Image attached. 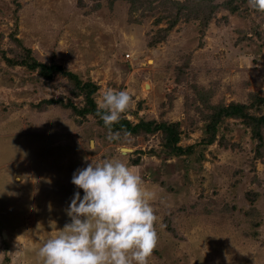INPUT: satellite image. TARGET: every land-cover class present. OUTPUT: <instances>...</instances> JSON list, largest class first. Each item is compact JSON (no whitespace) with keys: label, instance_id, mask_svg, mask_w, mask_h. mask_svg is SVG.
<instances>
[{"label":"rangeland","instance_id":"obj_1","mask_svg":"<svg viewBox=\"0 0 264 264\" xmlns=\"http://www.w3.org/2000/svg\"><path fill=\"white\" fill-rule=\"evenodd\" d=\"M246 1L236 4L240 13L220 9L204 28L181 19L149 46L165 22H130L125 2L102 0L90 12L92 0H0L6 57L22 52L15 36L37 62L96 85L97 107L107 89L125 90L132 102L123 114L133 125L178 124V146L193 147L176 156L159 133L109 140L93 117L45 106L84 105L67 76L46 81L0 58V264H42L39 247L70 222L74 191L83 195L73 172L104 158L125 162L152 193L158 241L147 264H264V126L257 137L226 117L213 143L201 144L218 105L264 115V11Z\"/></svg>","mask_w":264,"mask_h":264},{"label":"clouds","instance_id":"obj_2","mask_svg":"<svg viewBox=\"0 0 264 264\" xmlns=\"http://www.w3.org/2000/svg\"><path fill=\"white\" fill-rule=\"evenodd\" d=\"M249 4L264 11V0ZM131 102L125 90L104 91L98 115L109 129L107 139L130 142L129 132L121 137L111 128ZM88 150L94 152V140ZM71 183L83 195L74 191L66 209L70 222L39 247L42 264H147L158 241L157 217L150 203L152 193L141 177L122 160L104 158L75 170Z\"/></svg>","mask_w":264,"mask_h":264},{"label":"trees","instance_id":"obj_3","mask_svg":"<svg viewBox=\"0 0 264 264\" xmlns=\"http://www.w3.org/2000/svg\"><path fill=\"white\" fill-rule=\"evenodd\" d=\"M94 4L90 7V12H94L100 9L102 5V0H92ZM116 1L125 2L128 5V19L130 22L141 23L147 17L155 18L154 24L157 25L161 22H165L166 27L159 29L156 36L152 39L153 42L149 46H154L160 41L166 39L167 33L176 25L179 20L185 19L186 21L196 20L204 28L206 24L213 18V16L220 9L230 11L232 13H240L238 6L236 5L238 1L242 3L247 2L246 0H221L220 3H215V0H184V1H172V0H109V4ZM13 36L14 42L22 49V52L18 55H13L12 58L6 57L4 52L0 51V58L8 67L23 66L31 71L36 70L39 77L46 81L53 79L55 75L67 76L70 83H72L71 93L74 97L82 96L84 100V105L81 108H76L71 103L62 104L61 101H45L44 104L47 105H61V107L70 108L72 112L70 116L78 117L81 120H85L88 116L95 119L96 124L106 131L109 129L104 125L103 121L98 115L99 110L96 103L93 101V94L96 92V85L90 83H81L72 73L64 71L61 67L56 65H46L37 62L30 50L21 47L20 42ZM184 67H188V62L185 63ZM198 97L200 91L196 90ZM206 101V98L203 100ZM251 106H244L240 104H230L228 107L224 108L222 105H218L213 114L210 117H206L208 125L205 126L206 137L201 140V144L204 146L211 145L215 138V130L217 124L222 121L223 118L232 117L236 119H241L243 123L251 129L254 135L260 137V132L258 129L264 126V115L260 117H254L249 115L248 111ZM73 118V121L77 124L80 120ZM209 119H211L209 121ZM112 133L120 132L123 136V132H129L132 137L139 135H153L159 133L165 138V146L167 149L176 155L181 156L185 153L191 154L193 147L183 149L178 146L179 143V128L178 124L167 123L166 121H161L157 123L154 120L145 122L139 121L137 124H132L126 116L122 113L121 118L117 123H114L111 128ZM264 143L260 141L258 147ZM256 158H258L256 156Z\"/></svg>","mask_w":264,"mask_h":264},{"label":"bare ground","instance_id":"obj_4","mask_svg":"<svg viewBox=\"0 0 264 264\" xmlns=\"http://www.w3.org/2000/svg\"><path fill=\"white\" fill-rule=\"evenodd\" d=\"M149 64H151V61L150 62H148ZM148 85V87H146L147 89H149V87H150V84H147ZM125 151H128V150H124V152Z\"/></svg>","mask_w":264,"mask_h":264},{"label":"water","instance_id":"obj_5","mask_svg":"<svg viewBox=\"0 0 264 264\" xmlns=\"http://www.w3.org/2000/svg\"><path fill=\"white\" fill-rule=\"evenodd\" d=\"M144 86H145V88H146V87H148L147 83H145V85H144Z\"/></svg>","mask_w":264,"mask_h":264}]
</instances>
